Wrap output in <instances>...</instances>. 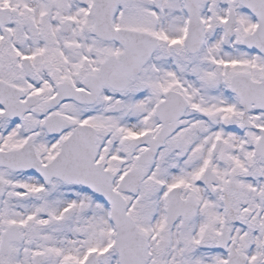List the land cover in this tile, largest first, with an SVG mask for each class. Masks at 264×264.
Masks as SVG:
<instances>
[{"label":"snow or ice","instance_id":"6c2138e0","mask_svg":"<svg viewBox=\"0 0 264 264\" xmlns=\"http://www.w3.org/2000/svg\"><path fill=\"white\" fill-rule=\"evenodd\" d=\"M0 264H264V0H0Z\"/></svg>","mask_w":264,"mask_h":264}]
</instances>
